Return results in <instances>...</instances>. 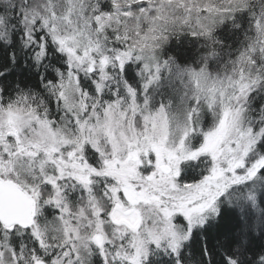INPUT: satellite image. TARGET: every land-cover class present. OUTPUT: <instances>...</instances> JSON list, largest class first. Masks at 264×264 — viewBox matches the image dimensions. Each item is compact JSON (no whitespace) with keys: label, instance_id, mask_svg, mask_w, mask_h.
I'll return each instance as SVG.
<instances>
[{"label":"snow or ice","instance_id":"snow-or-ice-1","mask_svg":"<svg viewBox=\"0 0 264 264\" xmlns=\"http://www.w3.org/2000/svg\"><path fill=\"white\" fill-rule=\"evenodd\" d=\"M0 264H264V0H0Z\"/></svg>","mask_w":264,"mask_h":264}]
</instances>
